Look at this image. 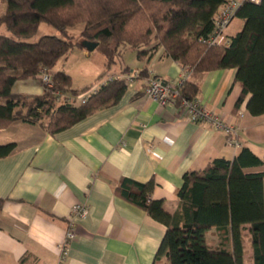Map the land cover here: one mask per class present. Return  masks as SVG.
I'll list each match as a JSON object with an SVG mask.
<instances>
[{
	"label": "crops",
	"instance_id": "crops-1",
	"mask_svg": "<svg viewBox=\"0 0 264 264\" xmlns=\"http://www.w3.org/2000/svg\"><path fill=\"white\" fill-rule=\"evenodd\" d=\"M235 18L230 31L226 30L228 35L244 23L242 17L235 16L227 28ZM128 48L135 50L130 63L122 58ZM128 48L111 71L129 66L146 68L148 75L163 80L180 79L183 64L166 54L161 45L140 57L136 49ZM95 49L82 48V52L89 54ZM66 57L60 65L57 60L53 68L70 74L72 88L93 83L105 68L102 56L100 64L83 73L82 85L76 86ZM235 72V67H220L188 77L199 85L196 99L235 127L234 137L240 145L229 142L225 131L210 121L191 119L180 107L161 105L148 97L144 77L126 86L116 102L99 106L54 133L22 118L0 127V143H15L8 154L0 156V196L4 197L0 264H168L165 256L155 258L165 225L118 194L116 185L122 176L139 181L153 177L152 197L175 212L177 189L186 171L202 169L216 157L230 159L241 146L263 159L264 112L248 110L250 92L236 104L241 84ZM42 90L37 75L17 79L11 88L25 96ZM246 170L264 171V162ZM76 202L87 204L88 212L74 218L76 235L68 241L61 259L60 245ZM249 226L245 223L242 232L243 264H254ZM205 237L212 248L229 247V240H222L215 226Z\"/></svg>",
	"mask_w": 264,
	"mask_h": 264
},
{
	"label": "trees",
	"instance_id": "trees-1",
	"mask_svg": "<svg viewBox=\"0 0 264 264\" xmlns=\"http://www.w3.org/2000/svg\"><path fill=\"white\" fill-rule=\"evenodd\" d=\"M225 1L5 0L0 24L4 23L13 35L0 33V127L22 118L54 133L121 97L126 81L112 78L83 102L67 100V95L75 97L92 83L72 88L70 74L53 67L73 46L85 48L82 39L98 41L95 48L104 55L105 68L96 80L110 71L125 48L136 49L140 57L161 45L170 57L192 67L190 75L235 67V79L241 84L236 104L250 92L248 110L253 114L264 112V0L241 2L235 16L242 17L244 23L229 35V45L207 44L199 39L212 29V17ZM42 21L54 26L58 34L28 40ZM78 23L82 27L76 37L69 28ZM42 69L51 74V86L39 77ZM120 70L131 69L124 66ZM35 75L43 86L40 94L25 96L11 91L17 79ZM139 76H148L147 69H139ZM198 91V83L187 77L179 85L178 100L196 99ZM14 145L0 143V156L8 154ZM263 162L264 158L241 146L230 159L216 157L202 169L186 171L177 189L179 204L175 212L152 197L153 177L139 181L122 176L115 189L165 225L156 259L165 256L168 264H243L242 232L248 222L254 264H264V171L246 170ZM3 202L0 196V210ZM213 226L220 230L222 240H229V247L212 248L207 243L205 233Z\"/></svg>",
	"mask_w": 264,
	"mask_h": 264
},
{
	"label": "built area",
	"instance_id": "built-area-1",
	"mask_svg": "<svg viewBox=\"0 0 264 264\" xmlns=\"http://www.w3.org/2000/svg\"><path fill=\"white\" fill-rule=\"evenodd\" d=\"M243 0H226L221 4L215 15L212 17V29L206 34L201 35L199 39L207 44H222L229 45L230 36L226 33V28L235 17L236 10ZM258 2L260 0H251ZM192 67L190 65H183L181 77L177 82H172L168 80H163L158 76L148 75L144 77V92L145 94L153 99H156L161 105L172 104L180 107L184 112H186L191 119H205L210 121L213 125L220 127L228 135V141L234 143L235 145H240V142L235 134V127L231 124H225L221 118L206 109L197 99H188L179 96V85L181 82L187 78L191 72ZM41 80L47 85H52L51 74L46 70L42 69L39 73ZM112 78H123L126 81V85H133L137 80L142 77L139 76V69H131L129 71H109L98 78L94 83L91 84L84 91L78 93L75 97L67 95V100H72L73 98L78 99L80 102L85 101L88 96L95 92L101 85L106 83ZM60 96L64 94L55 91ZM88 212V206L85 203L76 202L72 205L68 227L65 232L64 241L60 245V258L63 259L66 254V247L68 241L73 239L76 235L75 232V222L74 218L76 216L86 215Z\"/></svg>",
	"mask_w": 264,
	"mask_h": 264
},
{
	"label": "rangeland",
	"instance_id": "rangeland-1",
	"mask_svg": "<svg viewBox=\"0 0 264 264\" xmlns=\"http://www.w3.org/2000/svg\"><path fill=\"white\" fill-rule=\"evenodd\" d=\"M5 7H6L5 0H0V13L4 11ZM236 21H237V18L233 20V23L226 30L230 31V29L232 28V26L234 25ZM81 27H82V24L78 23V24H75L74 26H71L69 28V31H71L72 33H75L76 37H79L78 33ZM0 33L13 35L11 30L8 29L4 23L0 24ZM47 33L58 34V30L51 24L47 23L46 21H42L40 22L37 31L33 35L28 37L27 39L30 41H34V40H37L42 34H47ZM153 43L154 42H151L148 45H152ZM82 51H83L82 47L75 45L72 48H70L67 54H64L58 58V62L60 65V63L63 60H65L64 59L65 56H67L66 62L67 64H69L72 72L74 73L75 79L73 78V84L76 86L82 85L81 82L84 80L83 73H85L86 71H90V69L96 64L97 65L100 64L99 59L100 57L104 56L103 53L99 49H95L89 54H84ZM133 53H135V50L128 48L126 51H124L122 58L125 59V61L127 60L128 63H130L131 58L133 57ZM113 68H116V63H113L112 67H110L109 70L111 71ZM72 102L74 104L80 103V101L76 98H73ZM43 120L47 121V118H44ZM245 264H249V263H245Z\"/></svg>",
	"mask_w": 264,
	"mask_h": 264
},
{
	"label": "water",
	"instance_id": "water-1",
	"mask_svg": "<svg viewBox=\"0 0 264 264\" xmlns=\"http://www.w3.org/2000/svg\"><path fill=\"white\" fill-rule=\"evenodd\" d=\"M81 42H82V45L88 50L94 49L98 44V41L89 40V39H82Z\"/></svg>",
	"mask_w": 264,
	"mask_h": 264
}]
</instances>
